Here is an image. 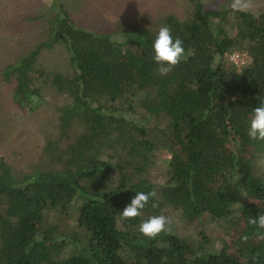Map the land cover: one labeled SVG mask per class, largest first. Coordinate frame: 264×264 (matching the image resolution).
I'll return each instance as SVG.
<instances>
[{
    "label": "trees",
    "instance_id": "obj_1",
    "mask_svg": "<svg viewBox=\"0 0 264 264\" xmlns=\"http://www.w3.org/2000/svg\"><path fill=\"white\" fill-rule=\"evenodd\" d=\"M189 1L183 18L159 14L117 32L78 24L65 0L30 18L44 33L1 79L20 111L39 110L45 86L64 101L37 162L18 169L0 157V264H264V227L249 223L264 213V140L247 135L264 102V10ZM161 26L185 49L166 74L151 50ZM57 47L63 71L40 61ZM234 51L245 65L230 61ZM159 146L169 151L160 183L151 177ZM135 191L155 195L122 218ZM152 215L169 217L170 230L142 235ZM174 216L201 225L200 237L179 235ZM205 220L238 238L215 248Z\"/></svg>",
    "mask_w": 264,
    "mask_h": 264
},
{
    "label": "rangeland",
    "instance_id": "obj_2",
    "mask_svg": "<svg viewBox=\"0 0 264 264\" xmlns=\"http://www.w3.org/2000/svg\"><path fill=\"white\" fill-rule=\"evenodd\" d=\"M52 0H0V157L18 169H25L39 160L45 133L52 130L55 114L64 97L49 86L43 89L44 104L35 112L20 111L11 102V86L1 79V69L7 63L31 50L39 42L44 25L30 20L46 13ZM74 20L89 29L118 31L121 23L154 25L159 14L173 13L183 18L192 9L189 0H65ZM206 9L237 5L251 12L264 10V0H202ZM41 63L48 70H66L67 52L57 47L42 54ZM141 110H139L140 112ZM170 141V140H169ZM151 177L158 183L165 179L169 151L158 147ZM178 234L196 239L201 225H184L172 217ZM199 226V227H198ZM218 249H227L226 242L238 238L236 230L225 235L223 229L205 220L203 227Z\"/></svg>",
    "mask_w": 264,
    "mask_h": 264
},
{
    "label": "clouds",
    "instance_id": "obj_3",
    "mask_svg": "<svg viewBox=\"0 0 264 264\" xmlns=\"http://www.w3.org/2000/svg\"><path fill=\"white\" fill-rule=\"evenodd\" d=\"M152 59L159 66L161 74H166L170 67L185 58V49L179 37H174L170 29L161 26L151 43ZM247 135L254 140H264V102L252 109L247 127ZM153 192L135 191L130 202L120 211L122 218H133L141 214ZM250 224L264 227V213L249 218ZM171 220L165 215H152L139 223L138 231L149 238L170 230Z\"/></svg>",
    "mask_w": 264,
    "mask_h": 264
},
{
    "label": "built area",
    "instance_id": "obj_4",
    "mask_svg": "<svg viewBox=\"0 0 264 264\" xmlns=\"http://www.w3.org/2000/svg\"><path fill=\"white\" fill-rule=\"evenodd\" d=\"M229 59L236 66L241 67L242 65H245L247 63L248 56L245 52L234 51L230 54Z\"/></svg>",
    "mask_w": 264,
    "mask_h": 264
}]
</instances>
